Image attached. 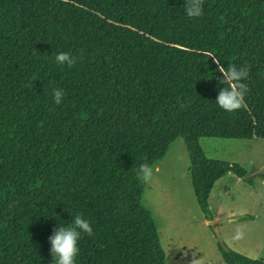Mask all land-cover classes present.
Listing matches in <instances>:
<instances>
[{"label":"trees","instance_id":"1","mask_svg":"<svg viewBox=\"0 0 264 264\" xmlns=\"http://www.w3.org/2000/svg\"><path fill=\"white\" fill-rule=\"evenodd\" d=\"M203 8L189 19L183 0H0V264H54L49 237L77 214L93 235L81 234L76 264H166L136 169L177 139L213 220L215 183L247 172L200 140H264V0ZM57 52L76 64H56ZM217 60L250 66L246 107L216 104ZM220 252L224 264H264Z\"/></svg>","mask_w":264,"mask_h":264},{"label":"rangeland","instance_id":"2","mask_svg":"<svg viewBox=\"0 0 264 264\" xmlns=\"http://www.w3.org/2000/svg\"><path fill=\"white\" fill-rule=\"evenodd\" d=\"M200 144L208 158L236 163L247 174L229 173L209 195L211 221L221 222L218 239L195 200L183 140L169 146L153 167V180L142 182L141 199L159 233L166 264H224L220 247L264 262V140L203 138ZM238 225L245 231L240 240L234 239Z\"/></svg>","mask_w":264,"mask_h":264},{"label":"clouds","instance_id":"3","mask_svg":"<svg viewBox=\"0 0 264 264\" xmlns=\"http://www.w3.org/2000/svg\"><path fill=\"white\" fill-rule=\"evenodd\" d=\"M204 0H183V8L185 15L189 19H198L204 14ZM56 64L60 66L67 65L72 67L77 62V57H74L70 52L53 53ZM217 63V72L220 76L217 77L218 83L223 85L219 89L216 97V104L225 112H235L246 107L245 98L248 94V85L244 82L249 76L250 66L245 65L237 67L236 65H227L225 67L219 60ZM33 81L35 76H33ZM65 91L62 88L56 87L52 90L54 102L59 105L63 102ZM155 169L148 163L141 164L136 169V178L139 181L147 184L153 180ZM93 235V227L91 222L84 217L83 214H77L72 217V222L67 225H60L53 229V234L49 237L51 245L50 253L53 257L54 264H76V258L79 255L80 249L78 241L81 234ZM245 236L244 227L238 225L235 230L234 239L240 240ZM193 264H199L198 261H193Z\"/></svg>","mask_w":264,"mask_h":264},{"label":"water","instance_id":"4","mask_svg":"<svg viewBox=\"0 0 264 264\" xmlns=\"http://www.w3.org/2000/svg\"><path fill=\"white\" fill-rule=\"evenodd\" d=\"M220 223H221L220 221H210V222H208V225L213 228V230H214V232H215V234H216L218 239H220L219 231H218V224H220Z\"/></svg>","mask_w":264,"mask_h":264},{"label":"crops","instance_id":"5","mask_svg":"<svg viewBox=\"0 0 264 264\" xmlns=\"http://www.w3.org/2000/svg\"><path fill=\"white\" fill-rule=\"evenodd\" d=\"M214 219H217V217H215ZM206 224H208V222H206Z\"/></svg>","mask_w":264,"mask_h":264}]
</instances>
